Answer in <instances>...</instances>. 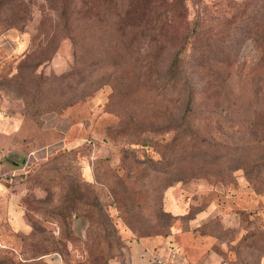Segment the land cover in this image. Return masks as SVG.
<instances>
[{
    "label": "rangeland",
    "instance_id": "rangeland-1",
    "mask_svg": "<svg viewBox=\"0 0 264 264\" xmlns=\"http://www.w3.org/2000/svg\"><path fill=\"white\" fill-rule=\"evenodd\" d=\"M195 42L208 147L154 169L128 141L175 135L165 68ZM0 172V264H129L145 239L264 264V0H0Z\"/></svg>",
    "mask_w": 264,
    "mask_h": 264
},
{
    "label": "trees",
    "instance_id": "trees-1",
    "mask_svg": "<svg viewBox=\"0 0 264 264\" xmlns=\"http://www.w3.org/2000/svg\"><path fill=\"white\" fill-rule=\"evenodd\" d=\"M214 49L209 45H200L198 42L189 47L184 44L179 47L165 68L164 89L170 90L175 98L181 95L182 104L184 105L176 118L169 120L168 123L163 125L164 131L172 130L175 135L168 141L160 142L147 136L148 132L158 131L159 133L158 128L149 130L147 129L149 126H146V128H143L144 135L138 134V136H134L128 141L129 144L137 145V148L147 146L159 152L160 158L158 160H149L152 168H172L174 164L179 166L188 156L198 157L206 151L208 147L207 138L189 128V115L194 112L193 105L197 102L196 96L200 90L197 86L191 84L192 78L188 76V73L196 70L200 72L205 70L215 72L216 70H213V67L218 66V63H215V59L208 57L210 54L211 56L213 55ZM211 74L209 73V75ZM215 81L216 79L213 75L208 79L206 90L210 94L218 90ZM222 94L223 91L221 92L220 90L218 96ZM142 127L145 126L142 125ZM79 199H82V196H79Z\"/></svg>",
    "mask_w": 264,
    "mask_h": 264
},
{
    "label": "crops",
    "instance_id": "crops-1",
    "mask_svg": "<svg viewBox=\"0 0 264 264\" xmlns=\"http://www.w3.org/2000/svg\"><path fill=\"white\" fill-rule=\"evenodd\" d=\"M129 264H206L191 256L186 249L171 248L170 243L160 239L134 241Z\"/></svg>",
    "mask_w": 264,
    "mask_h": 264
},
{
    "label": "built area",
    "instance_id": "built-area-1",
    "mask_svg": "<svg viewBox=\"0 0 264 264\" xmlns=\"http://www.w3.org/2000/svg\"><path fill=\"white\" fill-rule=\"evenodd\" d=\"M0 176H1V172H0Z\"/></svg>",
    "mask_w": 264,
    "mask_h": 264
}]
</instances>
